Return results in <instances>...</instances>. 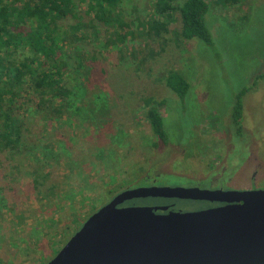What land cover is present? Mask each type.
Segmentation results:
<instances>
[{
	"label": "rangeland",
	"instance_id": "rangeland-1",
	"mask_svg": "<svg viewBox=\"0 0 264 264\" xmlns=\"http://www.w3.org/2000/svg\"><path fill=\"white\" fill-rule=\"evenodd\" d=\"M134 1L131 10L127 4L125 14L130 11L129 17L138 11L141 22L149 20L153 0ZM205 1L210 7L208 20L215 38L214 48L198 41L176 39L174 34L147 41L145 30L137 28L132 45L138 49V55H130L131 50L121 45L98 55L97 60L110 72L138 70L139 79L134 74L130 78L137 88L122 91L115 87L117 92H100L110 95L112 101L109 122H104L102 129L76 118L73 126L62 125L61 130L57 123L50 126V132L58 133L51 135L53 141L65 145L64 138L68 137L73 142L65 145L67 153L58 147L59 162L45 170L53 173L51 183L56 185V194L52 198L40 201L37 194L27 192L34 167L31 161L13 163L8 185L3 184L0 176V252L7 258L18 264L50 263L76 234L80 227L77 221L84 224L112 200L109 192L126 183L110 176H126V190L135 183L137 187H148L149 180H154L150 187L203 189L206 185L216 187L223 178L230 189H264V82L244 100L245 137L233 136L227 114L238 87L249 85L256 73L264 71V0H242L228 8L221 6L219 0ZM135 18L131 17L133 21ZM171 71L182 74L191 86L183 117L177 111L179 100L164 87L163 78ZM95 75L86 81L89 95L79 105L84 110L99 105L97 87L104 74L98 70ZM108 79L111 81L113 76ZM148 97L168 101L161 116L171 138L170 145L157 151L152 150L155 138L142 108L144 98ZM86 115L83 113L82 117ZM64 118L71 116L65 113ZM112 118L118 121L116 128ZM118 131L125 132L123 144L112 141L111 136ZM128 143L134 149L131 152H127ZM99 150H105L100 157ZM139 168L143 172L132 174ZM158 200L172 202L180 212L203 208L194 201ZM77 216L79 220H75Z\"/></svg>",
	"mask_w": 264,
	"mask_h": 264
},
{
	"label": "trees",
	"instance_id": "trees-1",
	"mask_svg": "<svg viewBox=\"0 0 264 264\" xmlns=\"http://www.w3.org/2000/svg\"><path fill=\"white\" fill-rule=\"evenodd\" d=\"M241 1L219 0V3L228 8ZM134 2L0 0V176L3 184H7L13 176L11 171L14 170V162L31 161L34 167L30 172L32 179L27 192L37 194L40 201L44 198L49 200L56 194V185L51 183L53 173L45 170L53 162H59L61 155L56 149L61 146V152L67 153L65 145L68 147L73 142L68 141V137L64 138L67 141L65 145L62 141H53L51 135L58 133L55 130L50 132V126L57 123L61 130L62 125L73 126L76 118L77 121L86 120L93 128L102 129L104 122H109L111 97L100 92L106 89L117 92L115 87L122 91H127V88L136 89L135 80L130 81V78L137 77L138 70L126 71L121 66L119 72H110L105 64L97 60L98 55L102 56L103 51L120 45L124 49H130V55H138V49L132 45L137 37L136 32L139 31L137 28L145 30L147 41L174 34L176 39L198 41L208 48L215 47L213 29L208 20L210 7L205 0H153L152 15L144 22L140 21L138 11L131 13L129 17L130 11L125 14L127 4L129 3L131 10ZM136 7L134 5L135 9L138 8ZM174 16H178L176 20ZM131 17L136 18L133 21ZM136 23L139 25H135ZM97 69L104 74L101 85L97 87L99 105L84 110L79 105L89 95L86 81L91 77L94 79ZM110 76H113L111 81L108 79ZM163 82L165 89L179 100L177 111L183 117L190 95L189 82L175 71L168 72ZM262 82L264 71L256 73L252 82H248L249 85L239 86V92L227 107L231 130L237 139L245 137L244 100L250 93L256 92ZM121 98L123 100V97L119 99ZM167 105V100L156 101L153 97L143 100L142 108L155 138L153 151L170 145L171 138L161 116V109ZM65 113L70 114L71 118L63 119ZM83 113L87 114L86 117H82ZM111 122L116 128L118 121L112 118ZM124 133L116 132L111 136L112 141L123 144ZM130 150L134 149L128 143L127 152ZM99 151L100 157L105 150ZM140 170L143 172L139 168L132 174H138L137 171ZM109 178L126 182L118 184L109 192L113 200L126 190L129 182L126 176ZM135 184L127 189H133L134 185L137 188L138 183ZM166 203L148 198L128 201L123 206H151L160 209L157 213L177 210L173 205L169 206L172 203L165 206ZM79 219V216L75 217V220ZM76 224L80 226L76 230L78 231L83 224L79 225L78 221ZM0 254H3L0 264H18L7 258L5 253Z\"/></svg>",
	"mask_w": 264,
	"mask_h": 264
},
{
	"label": "water",
	"instance_id": "water-1",
	"mask_svg": "<svg viewBox=\"0 0 264 264\" xmlns=\"http://www.w3.org/2000/svg\"><path fill=\"white\" fill-rule=\"evenodd\" d=\"M148 198L227 205L167 214L119 208ZM48 264H264V190H126L92 215Z\"/></svg>",
	"mask_w": 264,
	"mask_h": 264
},
{
	"label": "flooded vegetation",
	"instance_id": "flooded-vegetation-1",
	"mask_svg": "<svg viewBox=\"0 0 264 264\" xmlns=\"http://www.w3.org/2000/svg\"><path fill=\"white\" fill-rule=\"evenodd\" d=\"M249 162H251V160L247 161V163H249ZM153 181L154 180H149L148 187H150V182H153ZM148 187H145V188H148ZM205 187H207V188H203V190L224 191V192H230V191L247 192V191H255V190H264V189H260V188H257V189L255 188V189H250V190H235V189H230V188H227V186H226L225 178H223L216 187H214L212 185H208V186L206 185ZM137 188H142V187H137ZM137 188H135V189H137ZM166 200H168V199H166ZM178 201H180V200H178ZM194 202L200 203L201 205H203V208L200 209V210H198V211H205V210L219 208V207H223V206H226L227 205V204H222V203H211V202H202V201H194ZM167 203H172V202H167ZM170 205H172V204H170ZM173 206H175V205H173ZM126 207H134V206H126ZM126 207H124L123 204L121 206H119V208H126ZM135 207H151V206H135ZM170 212L187 213V212H180V211H177L176 210V211H167L165 213H158V214H167V213H170Z\"/></svg>",
	"mask_w": 264,
	"mask_h": 264
}]
</instances>
